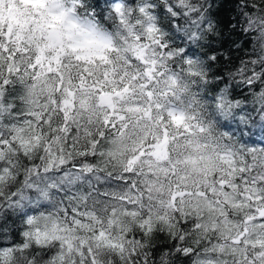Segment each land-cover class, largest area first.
<instances>
[{"label":"snow or ice","instance_id":"obj_1","mask_svg":"<svg viewBox=\"0 0 264 264\" xmlns=\"http://www.w3.org/2000/svg\"><path fill=\"white\" fill-rule=\"evenodd\" d=\"M0 264H264V0H0Z\"/></svg>","mask_w":264,"mask_h":264},{"label":"clouds","instance_id":"obj_2","mask_svg":"<svg viewBox=\"0 0 264 264\" xmlns=\"http://www.w3.org/2000/svg\"><path fill=\"white\" fill-rule=\"evenodd\" d=\"M101 167H106L103 161L100 162Z\"/></svg>","mask_w":264,"mask_h":264}]
</instances>
